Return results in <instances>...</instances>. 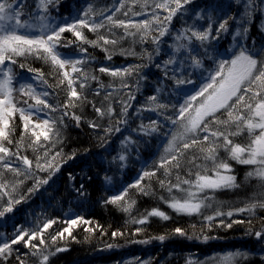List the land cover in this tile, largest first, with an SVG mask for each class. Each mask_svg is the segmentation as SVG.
I'll return each mask as SVG.
<instances>
[{"label": "snow or ice", "instance_id": "1", "mask_svg": "<svg viewBox=\"0 0 264 264\" xmlns=\"http://www.w3.org/2000/svg\"><path fill=\"white\" fill-rule=\"evenodd\" d=\"M62 7V0H0V221L13 223L10 236L0 233V258L5 264L14 250L18 264H50V258L66 248L68 238L76 239L74 227L85 225L86 231H93L90 220L71 209L63 219L48 216L42 209L32 227L15 223L18 206L53 189L68 162L79 158V149L65 151L66 132L69 117L80 127L85 117L77 109L86 104L95 113L87 121L88 127L102 129L97 133L100 151L94 154V164L88 165L89 172L96 168L95 173H84L81 182L71 171L67 173L70 200L81 201L90 195L85 177L91 183L94 176H102L103 184L112 186L114 176L108 175L112 166L124 170L133 151L140 160L141 143L147 150L156 142L160 155L151 163L140 160L138 178L121 183L101 203L130 213L136 201L129 197V190L155 195L150 181L156 177L162 192L167 193L161 200L177 213L202 216L208 228L216 217L220 218L216 223L231 228L225 216L264 210V0H114L107 6H98V0H79L63 14ZM258 16L259 39L250 31ZM125 40L133 46L139 44L141 51L121 47ZM89 46L102 49L106 60L119 52L145 57L147 63L101 64L98 72L112 78L104 85L96 69L88 70L96 63ZM29 58L48 65L49 71L32 66ZM17 66L31 75L18 71ZM152 76L155 79L149 82ZM92 81L95 89L90 88ZM142 86L152 88V94L130 114L133 89L138 92ZM90 91L94 96L103 95L99 106L94 98L89 99ZM117 103L121 105L118 115ZM143 111L155 113L156 118L149 117L145 123L140 115ZM17 115L20 131L15 138ZM130 115L140 116L141 122L124 135ZM116 133L123 139L114 151ZM83 152L93 155L88 148ZM233 162L250 166L245 181L255 178L259 191L246 197L242 206L229 205L225 211L223 202L213 204L215 193L243 186L234 174ZM145 178L148 185L142 183ZM56 191L48 195L50 207ZM205 208L214 210L203 215ZM153 216L169 219L153 207L134 223L143 225ZM233 223L249 225L244 235L253 238L255 247L228 251L213 258L214 264H241L249 257H258L259 264H264V216L259 227L251 218ZM49 229L52 231L46 236ZM141 230L136 227L134 232ZM172 233L209 239L203 229L188 235L176 227ZM118 235L123 232H112L113 237ZM154 239L163 242L167 236ZM59 241L65 244L58 246ZM17 243L28 249L23 258L13 247ZM136 264L148 262L137 258Z\"/></svg>", "mask_w": 264, "mask_h": 264}, {"label": "trees", "instance_id": "2", "mask_svg": "<svg viewBox=\"0 0 264 264\" xmlns=\"http://www.w3.org/2000/svg\"><path fill=\"white\" fill-rule=\"evenodd\" d=\"M31 3V0H29ZM114 0H98V6L111 5ZM64 7L61 8V13L70 12L73 5L79 3V0H62ZM139 11V8L136 9ZM141 18V17H137ZM261 20L259 16L253 22L251 26V35L256 36L259 39L260 28L259 25ZM177 26L179 24L177 23ZM66 35L71 36L70 33ZM91 36V34H88ZM230 39V38H229ZM121 47H133L134 51L139 53L141 47L139 44L131 45L130 41L125 40L122 42ZM89 53L96 57V63L88 66V70L96 69V75L99 76L100 81L104 85H108L112 82V78L104 73H99L98 68L101 64L109 66H121L128 64H140L147 63L145 57L128 55L124 56L117 52L112 56L111 60H106L105 54L100 48L93 49L89 46ZM29 63L32 66L41 68L44 72L49 71V66L44 65L41 61H34L29 58ZM18 71L20 70L17 66ZM155 72V69H152ZM26 75H31L26 73ZM155 77H150V81L154 80ZM132 82H135V77L132 78ZM96 82H90V88L95 89ZM153 89L142 86L137 92L133 89L135 99L129 101L131 107L129 113H136L137 107L146 102L149 95L152 94ZM126 95V92L123 93ZM95 99L97 106L103 100V95L94 96V92H89V99ZM63 96H61V100ZM119 99V98H118ZM121 105L117 103L115 105V112L118 115L120 112ZM78 114H83L85 117L80 127H76L75 121L70 117L68 118V129L66 132L67 141L65 145V151H72L73 149H79V158L74 161H69L67 166L64 167V171L57 177L56 183L53 185V189H58L54 193L55 199L52 201L51 207L48 203V195L53 193V189H49L43 194V196L34 197L32 201L18 206L20 211L16 213L15 223L23 224L26 227H32L35 224L36 214H39L43 209L48 216H59L61 219L64 218L65 214L71 209L72 212L83 215L90 220V227L93 229L92 232L86 231L85 225H79L74 227L72 232L76 239L72 240L68 238L66 241V248L55 253L50 258V264H136V259L147 261L148 264H186V261L191 259L193 264H214L215 257L223 255L228 251H235L237 249L245 250L255 247L252 243L251 237L245 236V230L249 227L247 223H233V221H247L249 218L252 219L253 225L259 227L260 217L264 216V210L256 209L255 214L249 213H235L232 217H224L225 223H232L231 228H227L219 225L215 221L220 218H214L213 226L207 227V224L203 221L200 215H187L177 213L171 209L163 200L160 199L161 195L167 196L166 192H162L160 189L158 180L153 177L150 181L152 188L155 190V195H140L135 188L129 190V197L136 201L131 212H125L121 208L108 203H101V198L107 199L110 194H115V189L119 188L120 184L132 183L134 179L138 178V173L141 171L140 160L148 159L151 163L152 159L157 158L160 152L157 151V143L153 142L149 145V148L145 150L143 143L140 144V160L137 159L136 152L133 151L131 154L130 162L124 170H120L116 165L112 166V170L109 171L108 175L114 176L112 186L104 185L101 177H93L91 183L86 182L85 187L88 189L90 195L87 198L76 201L70 200L66 192L67 186V173L71 171L76 176V181L81 182L82 175L88 173L92 175L96 172V168L93 166L89 172L88 165L94 164L95 153L100 151L97 133L101 132L102 129L93 130L88 127V120L93 119L95 113L91 104H86L81 108L77 109ZM144 118V122L147 123L149 117L155 119V113L149 111H143L140 114ZM113 124L115 123V117L113 118ZM141 122L140 116L129 117V123L126 126L127 131H124V135H128L132 129L136 128ZM17 131L15 138L19 137L20 121L17 115L16 117ZM104 124L108 123L105 119ZM123 131V129H122ZM136 135L135 133L133 134ZM246 137V133L243 134L239 139L243 140ZM123 139V136L116 133L113 136V150L119 148V140ZM84 148L90 149L93 155H89L83 152ZM163 145H160L162 151ZM150 153L154 155L150 156ZM30 157L32 156L31 150L26 153ZM114 154V152H113ZM111 156L109 155V159ZM250 166L240 165L233 162L234 174L238 177V183L243 186L239 189H225L219 190L215 193V202H223L225 204L224 210L227 211V206L235 205L237 207L242 206L246 197L250 196L253 191H259L256 188L257 180L252 178L245 181V173L249 171ZM183 175V173H182ZM194 178V177H193ZM145 185L149 184L148 178L142 182ZM176 192V190H173ZM176 194L182 195L179 192ZM153 207H158L164 211L169 219L163 220L159 217L153 216L143 225L134 223V219H138L141 214H146L147 210ZM214 208H205L203 215H210ZM29 213H32L29 215ZM99 225V227H97ZM195 226V227H193ZM56 226L54 225L53 228ZM136 227H141V232L135 233ZM176 227L185 229L188 235H192L194 232L199 233L201 229L204 233L209 236L207 241L188 239L187 236H180L173 234L172 230ZM119 229L123 232V235L116 237L112 236L114 230ZM13 231L12 221L3 222L0 221V233H5L8 236ZM52 229L46 230L47 232ZM103 232V234H101ZM161 234H165L167 239L163 242L158 239H154ZM151 239L148 243L141 241ZM38 242V241H37ZM65 241H59L58 246H63ZM106 245H113L111 248ZM15 249H19V254L23 258L22 254L27 252L23 244L17 243L13 246ZM18 253L14 250L8 258L7 264H18L16 259ZM0 264L5 262L0 258ZM241 264H259V258L249 257L248 260H241Z\"/></svg>", "mask_w": 264, "mask_h": 264}]
</instances>
